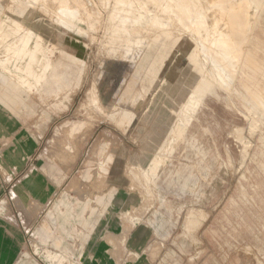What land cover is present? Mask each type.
<instances>
[{"label": "rangeland", "instance_id": "rangeland-1", "mask_svg": "<svg viewBox=\"0 0 264 264\" xmlns=\"http://www.w3.org/2000/svg\"><path fill=\"white\" fill-rule=\"evenodd\" d=\"M188 1L200 20L220 18L207 1L155 0L175 13ZM95 2L99 6L101 0ZM37 3L0 0V76L5 79L0 93L8 88L25 93L16 103L17 114L0 111V262L11 264L21 253L44 259L46 250H53L65 256L64 264H200L208 250L198 229L207 214L189 208L175 216L174 224L167 217L169 199L160 192L163 180L186 176L181 159L187 143L183 155L198 156L188 163L189 175L196 173L195 166L202 177L225 171L233 186L236 180H252L239 184L242 191L232 194L224 211L241 215L238 230L232 231L239 240H264V99L253 93L256 86L263 97L256 96L264 98V10L251 36L240 37L259 69L254 75L252 65L242 62L219 84L211 79L219 57L202 61L206 56L197 53L196 41L182 29L168 25L154 41L112 48L110 30L120 24L109 10L158 24V9L148 0H107L99 15L108 30L81 24L84 36L57 32L63 15ZM13 20L50 30L47 39L61 51L38 91L32 92V85L41 59L30 55L38 40L29 41L26 55L18 54L15 42L23 35L16 33ZM47 48L42 41L41 58ZM247 77L255 85L243 86ZM205 80L209 84L199 86ZM11 105L5 109L13 110ZM216 106L226 119L216 116ZM229 118L234 120L225 125ZM223 129L224 148L214 156L210 137L215 140ZM97 176L103 182L95 183ZM241 207L250 209V218ZM142 229L144 240L132 245ZM106 236L114 238V247L103 242ZM155 242L160 246L151 259L148 249ZM254 245L235 248L236 264H264V252Z\"/></svg>", "mask_w": 264, "mask_h": 264}, {"label": "bare ground", "instance_id": "bare-ground-1", "mask_svg": "<svg viewBox=\"0 0 264 264\" xmlns=\"http://www.w3.org/2000/svg\"><path fill=\"white\" fill-rule=\"evenodd\" d=\"M36 1L37 0H31V3H35ZM41 1L42 0H38L37 4L47 5L48 8L50 5H52L53 9H50L51 12L55 11L58 14L63 15L64 18H61L59 20L60 23L56 28L57 32H60L61 30V33H71V35L73 36H84V27L91 30H108V28L105 29V21L103 20L101 15H99V12H101L100 8L107 5V0H101L99 6L96 4L95 0H48L47 2L45 1L43 3ZM148 1L153 3L156 10L158 9L159 13H155L154 17L156 18V20L158 19L157 22L159 21L160 24H155L153 22L147 23L145 22V20L139 18L138 16L121 14L115 9L109 10L111 16L113 17V20L120 24L114 26V28L111 30L109 29L114 33V35L109 38L112 42H114L112 46L113 49L115 47L126 49V44L130 42H134L135 45H137L142 41H146V43L154 41L161 36V33H166L165 26L169 25L170 28H175L176 31L182 29L180 30L181 32L188 33L191 38L196 41L198 45L197 53L206 56L205 58L204 56L201 57L202 61L207 62V57L211 55H217L219 57L221 65L211 69L212 81H215L219 84L221 82L224 83L225 74L231 71V68L238 66L242 62L248 65H252L253 73L257 68L259 69L256 60L250 57L249 53L243 49L240 37L242 38L244 36H251L253 28L254 26H256L254 21L258 15V12L259 10H264L263 1L196 0L199 4L201 2L207 1L212 11L220 14V18L214 17L213 19L207 21L200 20L201 15L193 9V6L189 1L188 3H183L179 7H177L178 10L176 12L178 13V15L169 5L159 4L155 2V0ZM140 12H142L141 9ZM160 13H162L163 15H161ZM81 24L84 27H82ZM13 25L14 30L19 34V37L23 35L22 40L17 39V41L15 42L18 47L16 50L18 54L26 55L28 53L26 49L29 41L34 38H37L38 40L33 45L32 52H30L33 61L41 59L40 66L34 75V82L32 85V92H34L33 90L38 91L41 85L47 81L48 75L51 74V71L54 70L55 58L57 56H60L61 51L57 45L47 39L50 37L48 35L50 33V30L47 31L42 26V30H38L36 28V24L25 26L23 23H20L17 20H13ZM39 34L43 35L41 36ZM43 39L47 42L48 48L44 51L41 58V56H39V46L40 43L44 41ZM72 59L78 60L73 56ZM125 60L127 59L125 58ZM53 76L56 77L57 80H59V77L56 73L53 72ZM2 77L0 76V84L5 83V79H3ZM249 81L252 82L251 85H255L254 79L249 77L243 80L241 84L249 88ZM198 84L199 86H201L202 84L204 86H207L209 82L207 83L206 80L201 82L199 81ZM224 87H226L224 89L227 92L230 91L229 86L224 84ZM254 88H256V93L253 92L254 96L258 99V101H262L264 99L261 98L263 97V95L259 91L258 87L254 86ZM27 90L29 91L30 88H28ZM257 93L261 97L256 96ZM0 94H3L4 96L15 94L19 103L24 100L25 95V93L17 91L16 89L14 90V88H8ZM90 100L92 102L95 101L94 99H92L91 94L89 97V101ZM190 103L193 105L199 104L196 100H190ZM5 106H7L6 108L9 109L12 105L6 104ZM215 112H218V115L216 116H218L220 120H224L227 118V116L222 118V110H219L217 106L215 107ZM236 113H239L240 116L243 115L240 111H236Z\"/></svg>", "mask_w": 264, "mask_h": 264}, {"label": "crops", "instance_id": "crops-1", "mask_svg": "<svg viewBox=\"0 0 264 264\" xmlns=\"http://www.w3.org/2000/svg\"><path fill=\"white\" fill-rule=\"evenodd\" d=\"M15 95V94H13ZM17 98L16 96L12 95H5L0 97V111L17 114ZM11 103H15L13 110H7L5 109L7 106L5 104L11 105ZM3 104V105H2ZM15 110V111H14ZM231 120H234L233 118H229L225 125L228 122H231ZM42 129V128H41ZM225 129V128H224ZM223 130L218 131L215 134V140L210 137L212 150L215 152L214 156H218V150H221L224 148V135L226 134ZM204 129L200 130V133ZM186 146H188V143L185 144L184 148L182 149V156L185 158V160L181 159L182 165L185 169L186 176L184 178H178L170 177L167 178V180H163L160 183V192H162V196L169 199L170 206L169 212L167 214V217L169 218V221L176 220L175 216H178L182 213L184 210L185 212L189 208H193L196 210H202L207 214L206 220L203 222V224L199 227L198 233L200 236V241L202 243V246L206 247L208 250V254L203 258V260L200 261V264H236V258H234V250L235 248H239L242 246L252 247L255 246L254 244H257L256 249L257 251L264 252V240L258 239L256 241L258 242H249L247 240L242 241L239 240V237L237 234H234V231H237L239 228V222L241 220V215L239 212H236V215L234 213L227 214L225 213V209H227V205L230 203V198H232V194L235 193V191H242L241 186L239 185L241 182L243 183H250L252 180L248 181H237L236 184L230 185V181L233 183V179L229 180V177L226 176V172L224 171V174L213 177L211 172H209L206 176L202 177L199 172H197L195 166L194 170L196 173L194 175H189L190 171V165L188 164L190 160H196L198 159V156H193L190 158L185 157L184 151L186 149ZM217 146H220L218 148ZM66 153L62 152V155L65 156ZM70 156V155H69ZM219 157V156H218ZM196 163V162H195ZM181 164V163H179ZM177 164V166L179 165ZM175 169V167L173 168ZM184 174V175H185ZM100 176V175H99ZM103 182V178L100 177L95 179V183ZM261 183L264 185V179L261 180ZM264 187V186H263ZM241 209L246 212L247 216L249 217V211L250 209H244L241 207ZM259 214V213H258ZM253 218V223L258 227L260 224L257 219L256 215H251ZM250 218V217H249ZM251 220V219H250ZM175 224V221H173ZM247 230L254 231V228H251L250 226H247ZM174 230V229H173ZM178 229L176 228V231ZM140 231V230H139ZM233 231V232H232ZM144 230L134 234L136 236V241L131 243L132 245L142 243L144 240ZM104 243L109 244L110 246H115L114 238L112 236H106L103 240ZM173 244V243H172ZM195 244V243H194ZM192 243V246L194 245ZM177 245V244H175ZM253 245V246H252ZM156 246H160L159 243L155 242L151 247L148 249L149 258H153V253ZM6 249V246L3 247V250ZM37 250V248H35ZM1 251V247H0ZM37 252V251H36ZM201 257L200 254L198 256ZM43 258H39L36 256V254H28V253H21L19 255H16L13 257L11 264H55L57 262L58 264H64L63 262H67L65 259V256L62 255L58 251L53 250H46V252L43 255ZM104 262V261H103ZM102 262V263H103ZM9 263V262H8ZM2 264V262H0ZM67 264H74L71 261H68Z\"/></svg>", "mask_w": 264, "mask_h": 264}]
</instances>
